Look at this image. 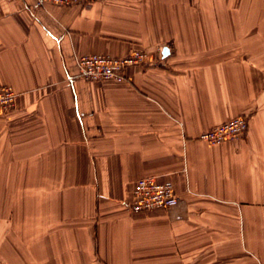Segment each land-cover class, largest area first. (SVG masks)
I'll return each instance as SVG.
<instances>
[{"label":"crops","instance_id":"1","mask_svg":"<svg viewBox=\"0 0 264 264\" xmlns=\"http://www.w3.org/2000/svg\"><path fill=\"white\" fill-rule=\"evenodd\" d=\"M133 49L123 80L78 76ZM3 85L0 264H264V0H0ZM150 175L178 203L134 213Z\"/></svg>","mask_w":264,"mask_h":264},{"label":"built area","instance_id":"2","mask_svg":"<svg viewBox=\"0 0 264 264\" xmlns=\"http://www.w3.org/2000/svg\"><path fill=\"white\" fill-rule=\"evenodd\" d=\"M95 0H35V5L45 4L60 6L81 4L89 8ZM147 59V53L133 49L122 57L100 53L84 54L77 58L78 76L90 81L116 80L125 78L124 70L132 65L142 64ZM17 93L10 85L0 86V115H4L15 106ZM247 128L244 116L233 117L219 125L202 131L197 139L209 144H217L242 136ZM178 203V196L169 180H159L155 176L138 178L132 189L129 209L134 213L153 209H170Z\"/></svg>","mask_w":264,"mask_h":264},{"label":"rangeland","instance_id":"3","mask_svg":"<svg viewBox=\"0 0 264 264\" xmlns=\"http://www.w3.org/2000/svg\"><path fill=\"white\" fill-rule=\"evenodd\" d=\"M7 172H8L7 170H1V173H5L4 174L5 176H6ZM21 172H22V170H19V174L18 175H21L20 177L22 178L23 176H22ZM21 178H19V179L22 182V179ZM3 188H5V191L4 192H7L8 187H3ZM23 191H24V186L23 185L22 186H16L15 192L19 193V192H23Z\"/></svg>","mask_w":264,"mask_h":264}]
</instances>
